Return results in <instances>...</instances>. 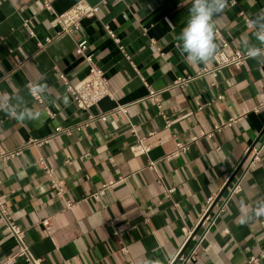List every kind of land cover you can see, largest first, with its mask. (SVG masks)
<instances>
[{
  "label": "crops",
  "instance_id": "obj_1",
  "mask_svg": "<svg viewBox=\"0 0 264 264\" xmlns=\"http://www.w3.org/2000/svg\"><path fill=\"white\" fill-rule=\"evenodd\" d=\"M44 1L62 14L80 0H0L2 147L11 152L52 135L59 126L87 120L61 79L63 73L77 84L87 77L89 65L76 52L82 39L105 71L112 97L91 109L93 114L110 112L107 121L0 159V198L13 222L26 230L33 256L40 264H170L186 233L196 229L208 199L227 195L242 177L248 149L257 145L263 146L260 163L245 173L240 190L214 223L196 229L204 234L191 264H251L252 257L264 264V217L254 218V209L264 202V55L240 68L226 67L215 78L198 76L216 62L190 65L180 51L178 37L188 24L192 0H85L100 7L97 15L57 38L60 27ZM230 1L224 14L213 18L214 32L219 30L232 49L262 48L256 33L264 32V0ZM48 37L53 42L39 51L38 43ZM215 42L219 49L220 40L215 37ZM188 76L195 79L172 87L178 77ZM30 86L41 93L42 103ZM150 88L162 91L160 106L148 98ZM21 113L35 119L14 118ZM224 122L231 124L212 137L200 136ZM138 138L149 147L147 153L132 151ZM177 142L189 143L190 150L167 160ZM40 159L54 169L63 195L52 188ZM152 162L157 169L150 168ZM121 178L102 199L92 197ZM172 187L167 196L165 188ZM242 212L253 217L246 224L240 223ZM18 251L0 217V264ZM13 264L28 263L17 257Z\"/></svg>",
  "mask_w": 264,
  "mask_h": 264
},
{
  "label": "built area",
  "instance_id": "obj_2",
  "mask_svg": "<svg viewBox=\"0 0 264 264\" xmlns=\"http://www.w3.org/2000/svg\"><path fill=\"white\" fill-rule=\"evenodd\" d=\"M193 1V0H192ZM236 4V0H231L230 5ZM44 6L45 8L50 11L51 13L55 14V21L57 25L60 27V31L57 33V37H60L62 35H71L75 31L80 29L81 26V21L84 18H92L100 10L99 6H93L87 3L85 0H80L74 7H72L70 10L62 13V14H56L51 3L48 1H44ZM242 16H245V14L242 12ZM28 24V21H25V25ZM251 25V23H249ZM106 30L108 34L110 35L111 38L114 39L116 43L120 42V39L117 37L116 33L109 28V26H106ZM33 35L34 33L31 32ZM215 37L220 40L221 46L217 50L216 55H215V62L216 65L213 68H207L204 69L203 71L198 73V76L204 75V74H210L214 78L217 77L218 73L229 66H234L237 68L242 67L245 62L249 59L245 52L237 49H232L229 45V43L222 37L221 32L219 30H216L215 32ZM54 38L48 37L46 38L45 43H38V48L39 51L47 49L48 45L53 42ZM154 42V41H153ZM87 45L88 41L86 39H82L76 43V52L78 55H81L86 62L89 65V73L85 79L80 81L77 84H73L69 78L65 74H61V79L63 80L64 84L66 85L67 91L71 93L73 96L74 102L78 106L79 109L82 111H85L87 115V120L82 122L81 124L75 125V126H59L55 129V132L43 139H31L28 143H26L22 148L13 150V151H8L2 147V144L0 142V159L3 160H9L17 155H20L25 147L28 145H36V146H42L45 145L47 142H50V140L53 137L60 136V135H71L75 130H81L90 125L91 123L100 120V121H107L109 113H104V114H93L91 112V109L94 106H97L103 99L106 97H112V91L110 87V82L108 77L106 76L105 71L103 68L99 67L94 59L93 55L90 53H87ZM264 49V46L261 48ZM123 50V49H122ZM18 63L21 65L22 62L17 59ZM195 79L194 76H188V77H178L174 83L172 84V87L180 86L183 87L187 83H189L191 80ZM215 81L212 82V85H215ZM31 94L33 98L40 103L43 102V97L41 93L36 90L34 87L30 86ZM162 91H157L152 88L149 89V95L148 98L151 100L155 101L159 106V94ZM219 98H222V96H219ZM261 106H264V101L261 103ZM116 110H120L122 112H126V107L125 106H118ZM47 112L51 117H54V113L49 110V107L47 108ZM232 122V121H230ZM220 123L218 125H215L213 131L211 132H206L202 131L200 136H208L212 137L215 131H220L224 127H227L231 123ZM167 126H170V123H167ZM132 132H135V129L132 128ZM199 136L193 137V141L197 140ZM143 139L137 140L136 144H134L131 149L134 152L135 155H141L145 154L149 151V147L143 145ZM177 147L176 150L167 155L166 159L167 160H172L174 158L180 157L181 155L187 153L190 150V144L189 143H183V142H177ZM263 146H253L248 149L245 157V162L246 165L243 168V174L240 179H238L232 187L229 189V192L227 195L221 199L220 195H213L211 196L207 203L206 206L204 207L202 211V215L199 219V222L197 224L196 229H198L200 226H204L205 224L214 223L215 218L219 213H221L227 206V203L230 199V197L238 192L240 190V183L241 179L244 177L245 173L248 172L250 169L256 167L260 161V152L262 150ZM40 164L43 165V169L45 174L47 175L48 179L51 182L52 188L56 189L59 195H63L64 190L63 188L59 185V182L55 179L54 177V169L50 167L49 165L46 164L45 159H40ZM150 168L152 169H157L155 162H152L149 164ZM123 180L122 178L120 180H112L104 187L103 189L97 190L95 193H93L92 197L95 199H102L105 190L108 186H113L117 184L119 181ZM159 183H163V179L160 176L158 179ZM175 190L174 187L172 188H165V193L167 196H170V194ZM0 217L3 219V221L7 224L8 229L12 233L13 237L17 241L19 245V251L16 255L10 256L7 258V261H5L2 264H13L14 260L17 257H24L25 260L27 261L28 264H40V260L36 259L33 254L31 253L30 247L28 244H26L25 238H26V230L20 226L19 224H16L12 220V216L8 209L6 208L4 202L0 198ZM45 227H49V221L45 220L43 222ZM196 229L192 231H188L186 233V238L174 258L172 259L170 264H191L197 259L198 255V249L200 247L201 241H202V233L199 235L196 232ZM207 229L204 228V232ZM204 234V233H203ZM194 241V244L189 247L187 250V247L189 246L190 242ZM124 253L128 252V248L124 247L122 249ZM260 261V258L258 257H252L249 261L251 264H258Z\"/></svg>",
  "mask_w": 264,
  "mask_h": 264
},
{
  "label": "clouds",
  "instance_id": "obj_3",
  "mask_svg": "<svg viewBox=\"0 0 264 264\" xmlns=\"http://www.w3.org/2000/svg\"><path fill=\"white\" fill-rule=\"evenodd\" d=\"M229 0H193L189 10V21L183 28L178 40L180 41V51L184 55L185 62L190 65L200 63H210L216 55L218 45L215 42L214 17L224 14L228 8ZM256 39L264 44V32H257ZM249 59H256L264 55V49L252 46L248 47L245 52ZM0 110L3 107L0 106ZM9 115H13L9 113ZM19 121L25 119H35L31 113L14 115ZM264 217V202H260L254 209V218ZM253 217L246 212H242L239 220L241 224L248 223Z\"/></svg>",
  "mask_w": 264,
  "mask_h": 264
}]
</instances>
